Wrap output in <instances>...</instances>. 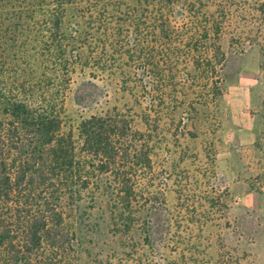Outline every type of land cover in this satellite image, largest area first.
Listing matches in <instances>:
<instances>
[{"label": "rangeland", "instance_id": "obj_1", "mask_svg": "<svg viewBox=\"0 0 264 264\" xmlns=\"http://www.w3.org/2000/svg\"><path fill=\"white\" fill-rule=\"evenodd\" d=\"M46 4L0 0V118L20 98L49 104L75 138L91 114L125 120L148 140L143 184L159 193L131 218L148 204L168 223L128 233L96 186L70 264H264V218L231 188L245 164L264 179V0H90L61 38ZM243 124L252 147H239Z\"/></svg>", "mask_w": 264, "mask_h": 264}, {"label": "trees", "instance_id": "obj_2", "mask_svg": "<svg viewBox=\"0 0 264 264\" xmlns=\"http://www.w3.org/2000/svg\"><path fill=\"white\" fill-rule=\"evenodd\" d=\"M41 1L53 9L47 16L60 38L72 12L90 2ZM74 33L81 34L78 28ZM37 103L10 99L0 118V264H70L77 249V208L96 186L105 187L103 194L114 204L111 213L128 233L147 216L157 227L168 224L148 204L137 210L138 222L131 218L138 197L159 194L143 184L153 169L143 132L116 115L94 113L82 119L75 138L63 131L49 104ZM94 173L107 176L105 186L93 182Z\"/></svg>", "mask_w": 264, "mask_h": 264}, {"label": "crops", "instance_id": "obj_3", "mask_svg": "<svg viewBox=\"0 0 264 264\" xmlns=\"http://www.w3.org/2000/svg\"><path fill=\"white\" fill-rule=\"evenodd\" d=\"M252 124H243L237 134L239 138V147H252L255 142L256 135L253 134ZM230 161V159H229ZM242 167V169L236 170L234 178L231 181V188L234 192L235 198L239 202H236L242 206L245 210L256 211L264 218V179L259 182H253L250 179L252 175V165ZM238 167V165H235ZM264 173V172H263ZM264 177V174H262Z\"/></svg>", "mask_w": 264, "mask_h": 264}]
</instances>
